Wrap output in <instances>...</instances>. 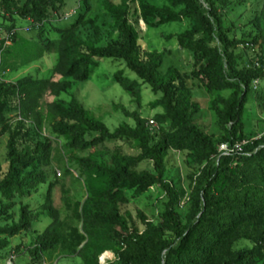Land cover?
I'll return each instance as SVG.
<instances>
[{"label": "trees", "instance_id": "16d2710c", "mask_svg": "<svg viewBox=\"0 0 264 264\" xmlns=\"http://www.w3.org/2000/svg\"><path fill=\"white\" fill-rule=\"evenodd\" d=\"M166 1L173 7L185 8L176 13L170 7L158 9L141 0L144 15L147 17L159 13L165 17L162 24L180 22L182 18H192L197 23V27L177 35V39L182 48L206 61L193 76L204 82L209 94L234 91L229 99H218L224 109L214 104V111L221 119L232 124L233 131L228 130L227 137L218 143L195 125L194 116L199 106L190 102L191 91L175 88L173 71H169L165 77L159 74L162 53L140 51L139 33L129 22L130 8L127 1L121 5L106 1L107 11L113 15L122 38L121 46L97 47L91 42L82 43L75 30L58 29L63 37L55 73L67 79L86 82L92 67L97 66L96 60H121L144 84L163 95L161 105L166 115L161 122L169 119L172 123L171 131H163L162 128L151 131L147 127L148 122L138 114L130 113L124 106H117L116 109L132 118L136 126L133 128L123 124L111 131L104 122L91 116L77 100L69 107L60 103L50 105L55 119L53 132L67 139L70 150L88 151L106 141L125 138L137 142L141 150L137 156L125 155L108 178L98 176L90 184L92 192L83 213L84 231L96 240L105 238L115 228L126 232L122 236V249L118 252L121 264H264V136L245 145L244 154L226 156L219 152L223 143L244 141L243 120L251 89L255 81L264 80V56L257 58L251 68L239 69L238 57L232 49H239L240 44L255 46L264 35L253 41L231 40L229 33L232 31L226 29L223 14L215 9L213 0ZM202 1L210 8L204 9ZM220 3L225 8L231 1L220 0ZM64 5L65 0H0V12L32 20L43 27L60 13ZM200 32L205 35L203 41L196 40ZM217 39L222 44L220 48L211 46ZM227 70L229 73L225 77ZM117 81L124 90L134 95L140 90L139 84L124 77L122 72L117 74ZM70 87L69 81L58 83L32 76L16 83L2 82L0 118L4 120L6 99L9 97H18L22 122L38 116L40 100L48 89L59 94ZM36 126L40 128L39 123ZM3 130L12 132L9 127ZM17 136L12 134L10 137L9 170L6 178L0 180V200H7L0 206V217L15 206L11 202L15 196L23 197L48 183L46 172L27 170L36 168L39 163L49 165L50 142L45 139L34 147L28 146L20 151ZM170 150L188 151L194 163H208L196 178L197 187L190 198L191 213L186 225H183L176 210L179 193L164 179ZM145 162L153 163L154 172L137 171ZM89 167L94 170L93 164L89 163ZM155 185L163 186L169 197L161 223H147L143 233L132 231L127 219L120 214V205L129 201L124 191L135 190L141 195ZM54 188V184L50 183L43 207L45 215L52 222L36 239L35 247L31 250L35 258L57 250L62 242L60 212L53 206ZM41 216V213L35 214L28 206H23L18 223L0 226V252L8 247V239L31 229ZM244 243L251 244V248L242 247ZM109 248L107 242L99 243L96 248L81 250L79 257L87 263L98 264L99 256Z\"/></svg>", "mask_w": 264, "mask_h": 264}, {"label": "rangeland", "instance_id": "374dc122", "mask_svg": "<svg viewBox=\"0 0 264 264\" xmlns=\"http://www.w3.org/2000/svg\"><path fill=\"white\" fill-rule=\"evenodd\" d=\"M106 1L114 5H121L127 1L130 8L129 22L139 33L138 46L142 53L158 52L163 54L162 63L158 69L165 77L169 71L175 76V88H187L191 91L190 102L199 106L194 116L195 125L215 141L227 137V131H233V126L227 120L221 119L214 111L217 103L221 109L223 105L218 99H229L233 90L222 91L215 95L209 94L204 82L195 79L193 73L200 70L206 63L201 56L182 48L177 35L183 34L197 27L192 18H182L180 22L162 24L165 17L156 13L145 16L141 0H65L60 13L43 27H39L32 20L11 17L0 12V83H16L24 77L32 76L36 79L51 82H71L66 92L54 94L48 89L40 100L37 109L38 116L21 121L20 101L18 97L6 99L7 111L4 120L0 118V180L6 178L9 170L8 143L12 134L18 136V149L34 147L40 141L47 139L51 144V159L49 165L37 164L36 168H29L46 172L48 183L32 190L29 194L15 196L11 202L14 207L0 217V226H12L18 223L21 208L28 206L30 210L42 216L33 223L31 229L20 232L8 239V247L0 252V264H93L85 262L79 257L84 249L96 248L99 243L107 242L110 259L102 263L99 256L98 264H121L118 252L122 249V236L126 232L120 228L111 230L100 240L91 238L83 228V213L87 199L91 195L90 184L98 176L109 177V173L117 167L118 162L125 155L137 156L141 153L139 144L131 139L106 141L88 151H73L67 147V139L53 132L55 119L50 105L60 103L65 107L77 100L96 120L104 122L111 131H115L123 124L135 127L132 118L127 117L117 106H124L130 113L138 114L146 122L154 120L158 128L171 131L172 123L165 117V108L161 105L163 95L156 93L149 85L143 83L125 62L114 59L96 60L97 66L92 67L88 81L78 82L72 78H64L55 73L59 63V46L63 34L58 29L75 30L82 43L91 42L97 47L108 45L121 46L116 21L107 11ZM215 9L223 14L226 29H231L229 37L237 41H253L264 35V0H230L231 4L223 8L220 0H213ZM146 4L158 9L170 7L173 12L180 13L185 6L173 7L166 0H145ZM204 9H209L202 1ZM74 25H76L75 28ZM205 35L200 32L196 40L203 41ZM245 43V42H244ZM222 47L217 39L211 44ZM239 49H232L238 57V68L249 69L257 58L264 56V38H260L257 45L240 44ZM84 49V48H83ZM136 81L140 90L135 95L127 92L117 81V74ZM229 71L224 73L228 76ZM40 124L37 128L36 124ZM246 145L264 136V80L253 83L249 96V103L244 114ZM4 127L12 129L5 132ZM20 131V133H18ZM158 137L157 140H159ZM220 146V144H219ZM220 148V147H219ZM94 165V170L89 167ZM167 172L165 181L169 182L179 193V203L176 210L183 225L188 222L191 213L190 198L197 187L196 178L208 164L199 165L193 162L188 151L170 150L166 159ZM137 171L154 172L152 162L142 163ZM54 184L53 206L60 212L62 222V242L55 251L34 257L31 250L35 247L37 237L42 234L52 220L43 210L49 184ZM129 199L125 205H120V214L124 216L132 231L143 233L146 224L159 225L166 212L169 197L161 185H155L144 194H137L135 190L124 191ZM0 206L7 203L2 198ZM242 247L251 248V244L244 243Z\"/></svg>", "mask_w": 264, "mask_h": 264}, {"label": "built area", "instance_id": "2783aa9c", "mask_svg": "<svg viewBox=\"0 0 264 264\" xmlns=\"http://www.w3.org/2000/svg\"><path fill=\"white\" fill-rule=\"evenodd\" d=\"M79 2L83 0H77ZM147 127L149 130L154 131L155 129L158 128L157 123L154 120H150L147 124ZM246 141L243 142H237L235 144L233 143H223L220 148L219 152L222 155H236V154H244V146L246 145ZM10 264H12V261H10Z\"/></svg>", "mask_w": 264, "mask_h": 264}, {"label": "bare ground", "instance_id": "6f19581e", "mask_svg": "<svg viewBox=\"0 0 264 264\" xmlns=\"http://www.w3.org/2000/svg\"><path fill=\"white\" fill-rule=\"evenodd\" d=\"M110 254L109 253H105L103 256H102V258H101V261H102V263H106V261L108 260V259H110Z\"/></svg>", "mask_w": 264, "mask_h": 264}]
</instances>
